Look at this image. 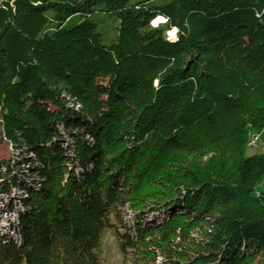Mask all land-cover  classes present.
Here are the masks:
<instances>
[{"label":"trees","instance_id":"1","mask_svg":"<svg viewBox=\"0 0 264 264\" xmlns=\"http://www.w3.org/2000/svg\"><path fill=\"white\" fill-rule=\"evenodd\" d=\"M263 130L264 0H0V264H264Z\"/></svg>","mask_w":264,"mask_h":264},{"label":"rangeland","instance_id":"2","mask_svg":"<svg viewBox=\"0 0 264 264\" xmlns=\"http://www.w3.org/2000/svg\"><path fill=\"white\" fill-rule=\"evenodd\" d=\"M95 21H98V30L100 33L103 34V38H104V43L106 44H110L113 41H115L116 35H117V31H118V26H119V21L116 20L115 18H107V17H103L101 15H95L94 17ZM79 21V18H75L71 21V24L69 26H73L75 24H77ZM153 24V22H152ZM170 40L175 41L177 39V36L175 37H169ZM264 153V130L261 132H253L252 133V139H251V143L247 148L246 151V157H252L255 155H260ZM0 159L6 160V161H20V163H22V159L20 156V152L16 151L12 145L5 143L1 146V150H0ZM28 164V163H27ZM22 165V164H21ZM22 169H24L25 171H23L24 173H28V166L23 168L24 165L21 166ZM20 173L19 176L22 175L23 173ZM31 182V181H30ZM25 183H29V180H26ZM258 191H263L264 190V177L258 182L257 186H256ZM23 195V193L21 192V190H13L12 191V195L10 196V199H7V197L4 196H0V230L2 234H6L10 237H13L14 239H18L19 236H17V234H13V232L11 231V226L10 224H14L17 225V215L16 214H7L6 210H7V206H10L11 203H13V205H16V201L18 197H21ZM18 205V204H17ZM125 222L126 224L131 227L132 226V222L131 219L129 217L125 218ZM148 223H151V220H148ZM13 228V227H12ZM109 232H107L105 234L104 239L105 240V244H107V246L111 247V246H115L116 243V238H114L111 234L107 235ZM133 234V231H132ZM106 246V245H105ZM104 246V248H105ZM112 250H114L112 248ZM114 254V251H113ZM112 259H116V257H112ZM103 260V258H102ZM105 264H108V262L106 261L105 257ZM119 264H121L122 262V257L119 256ZM158 261H162V258H159ZM104 264V261H103Z\"/></svg>","mask_w":264,"mask_h":264},{"label":"bare ground","instance_id":"3","mask_svg":"<svg viewBox=\"0 0 264 264\" xmlns=\"http://www.w3.org/2000/svg\"><path fill=\"white\" fill-rule=\"evenodd\" d=\"M166 22V20L163 18V17H157L154 21H153V26H158V25H161V24H164ZM177 34V29H173L171 30L170 34L171 37H175Z\"/></svg>","mask_w":264,"mask_h":264}]
</instances>
